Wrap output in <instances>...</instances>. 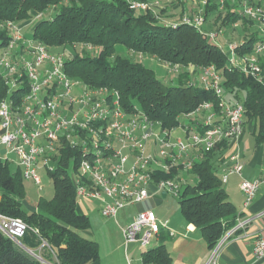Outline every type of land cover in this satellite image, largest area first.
Returning <instances> with one entry per match:
<instances>
[{
  "label": "trees",
  "instance_id": "obj_1",
  "mask_svg": "<svg viewBox=\"0 0 264 264\" xmlns=\"http://www.w3.org/2000/svg\"><path fill=\"white\" fill-rule=\"evenodd\" d=\"M178 1L173 13L158 10L155 16L150 11L131 10L126 0H0V17L19 23L42 14L43 20L34 25L32 37L51 49L70 47L76 51L66 60V73L71 79L91 89L117 92L126 111L139 110L167 131L179 128L180 117L195 112L204 103L212 104L213 111L220 115V98L213 90H206L200 79L191 78L214 67L222 76L227 100L245 108L244 128L247 122H253L258 142H264V82L239 68L229 69L227 52L208 42L197 29L168 25L193 12L188 3ZM223 14L210 0L206 29H225L240 19L236 6L227 4ZM252 26L249 21L243 23V32L250 34L237 49L240 58L253 54L260 41ZM83 46L97 50V56H83L86 50L77 51ZM145 56L159 64L178 65L176 84L167 85L158 79L143 65L141 59ZM191 66L195 67L193 74L189 72ZM228 147L229 141L223 140L210 152L201 153L188 173L175 169L155 176L156 181L181 174L195 179L194 184H183L179 205L186 222L200 231L210 250L236 225L235 206L219 174ZM79 163L80 152L66 145L56 172L49 174L54 197L41 198L36 211L26 212L22 208L26 194L21 169L12 173L9 165L0 162V213L30 227L19 242L0 230V264H43L31 252L44 244L56 254L58 264H99L98 243L81 235L90 221L77 211L72 176L77 174ZM160 237L159 246L143 252L145 264H172L164 243L167 236L161 232Z\"/></svg>",
  "mask_w": 264,
  "mask_h": 264
},
{
  "label": "built area",
  "instance_id": "obj_2",
  "mask_svg": "<svg viewBox=\"0 0 264 264\" xmlns=\"http://www.w3.org/2000/svg\"><path fill=\"white\" fill-rule=\"evenodd\" d=\"M126 1L131 10L150 11L155 16L158 10H175L179 6L177 0L175 8L172 3ZM180 1L188 3L193 12L168 25L197 29L208 42L227 52L229 69L239 68L258 82H264L261 63L264 0H214L223 15L227 4L237 7L240 19L232 23L233 29H242L246 20L253 24V32L259 35L260 41L253 54L242 58L237 49L244 40L223 44L220 38L225 34L224 29H206V8L210 0ZM42 20L43 15L37 14L30 23ZM30 23L20 26L0 17V32L9 33L3 42L0 41V147L7 155L15 157L25 180L40 185L37 170L43 168L49 174L56 172L67 145L80 152L78 172L72 176L77 199L99 202L101 215L115 219L120 210L141 204L153 196H162V193L178 199L186 183L182 174L175 179L156 181L157 174H170L175 169L188 173L201 153L210 152L223 140H240L245 108L241 103L227 100L222 76L214 67L203 69L200 80L206 90H213L220 98V115L213 111L212 104L204 103L195 112L185 115L191 120L189 126L180 125L176 130L167 131L139 110L126 111L117 92L106 88L91 89L71 79L66 73L63 55H55L42 42L23 35ZM162 65L169 74L180 73L178 65ZM194 71L195 67H189L191 74ZM200 114H204L202 118ZM177 130L184 132V137L172 139ZM151 140L159 147L156 155L149 145ZM233 160L236 164L222 176L223 184L230 174L242 175L239 157L235 156ZM53 163L57 164L56 168ZM261 185L262 180H243L240 189L246 206L256 198ZM247 224V221L240 222L237 229H243ZM164 227L166 225L161 224L153 211L140 213L123 229L126 248L136 245L149 250L153 240L159 241ZM0 230L19 242L30 227L22 220L0 213ZM228 237L219 242L209 264H216L215 256ZM254 254L257 259H264V237L256 240Z\"/></svg>",
  "mask_w": 264,
  "mask_h": 264
},
{
  "label": "crops",
  "instance_id": "obj_3",
  "mask_svg": "<svg viewBox=\"0 0 264 264\" xmlns=\"http://www.w3.org/2000/svg\"><path fill=\"white\" fill-rule=\"evenodd\" d=\"M36 15L37 14L34 15L32 20L35 19ZM30 22L31 20L24 23V25ZM36 23L38 22L34 21L30 23L27 28H33L34 30V25ZM8 35V32L1 31L0 41L3 42ZM261 63L264 65V54L261 56ZM162 67L169 74L168 70L163 65ZM177 137H184V132L180 130L175 131L172 135V139ZM0 150L2 153L0 156V162L7 165L13 164L18 170V166L15 163V157L13 155H7L2 147H0ZM192 153H197V151ZM235 156L239 157L238 161L243 166L242 175H228L227 181L223 185L228 193L229 201L235 206L236 225L227 233L226 237H229L217 252V255L215 256V263L264 264V259H257L254 254L256 240L259 237H264V142H258L253 122L246 123L243 134L238 142H229V147L221 158L219 166V174L221 176L226 175L227 170L231 169L236 164V161L233 160V157ZM182 176L184 177L183 174ZM243 180H262V185L256 195V198L247 206L245 205V197L240 189V185ZM156 197L157 196H153L141 204L131 205L120 210L115 219H118L124 211L122 216L131 222L132 219L140 213L152 211L149 209L151 206L150 201H153ZM1 198L2 193L0 192V200ZM93 201L95 200L80 199V203L77 204L78 213L86 216L89 215L91 219L97 217V212H99L100 209L93 205ZM36 210L37 207L36 209H33V211ZM244 221H247L248 224L243 229L237 230L238 223ZM161 224L166 225V227L162 230V233L167 236L164 243L167 251L171 255L172 264L210 263L218 245L214 250H210L200 231L197 230L194 225L188 224L182 213L172 214L166 222H161ZM158 242L159 245L162 243L161 237ZM129 247L126 248L125 246V259L128 261V264H131L130 257L134 256V252L130 256L128 253ZM35 254L40 256L43 260V264H58L56 254L47 244H44L41 248L37 249ZM110 256L113 260H118L119 263L120 260L123 259L120 258L121 256L116 253V251L109 253V257ZM139 263L145 264L142 256ZM99 264H101V258Z\"/></svg>",
  "mask_w": 264,
  "mask_h": 264
},
{
  "label": "rangeland",
  "instance_id": "obj_4",
  "mask_svg": "<svg viewBox=\"0 0 264 264\" xmlns=\"http://www.w3.org/2000/svg\"><path fill=\"white\" fill-rule=\"evenodd\" d=\"M150 3H161L162 5L166 3H172L173 8L175 6L177 7V4L179 1L177 0L176 3L174 0H148ZM175 3V4H174ZM174 10L172 11V13ZM52 13V12H51ZM26 22H19L20 26H23ZM224 36L220 38V41L225 43H231V44H237L244 40V38L249 37L248 35L250 33L243 32L242 29H233L231 26L224 29ZM33 34V28H27L23 31V35L27 38H30ZM52 53L55 55H63L64 60H68L72 54H74L76 51L73 48L67 47V48H52ZM79 50V51H78ZM81 50H86V55L90 56H97L98 51L97 50H91L88 46L78 47L77 51L80 52ZM77 52V53H78ZM143 65L151 69L156 77L166 83L167 85H175L177 82V74L169 75L162 67L161 64L158 63V60H154V58L150 56H145L142 59ZM200 74L191 77L192 80L197 81V79H201ZM207 114V113H206ZM204 114H200L199 117L202 118ZM180 123L183 126H189L191 123L190 118L188 116H181L180 117ZM159 132V130H158ZM149 145H151V150L154 155H156L159 151V147L155 146L153 144V141L151 140L149 142ZM150 151V149H149ZM2 155L0 150V156ZM52 166L54 168L57 167L56 163H53ZM9 168L12 173H15L17 170V167L13 164L9 165ZM38 176L41 179L40 185H36L31 180H23V186L25 189L26 199L23 203V210L26 212H32L33 209H36L39 200L41 198L46 200H51L54 197L55 191H54V183L52 177L49 175L47 170L45 169H39L37 170ZM184 179L186 182H189L190 184L195 183V179L193 177H189L187 174H184ZM151 206L149 207L150 210L153 211V213L157 216V218L161 222H166V220L174 213L181 214V209L179 205V200L175 197H173L171 194L166 199H159L156 197L153 201H150ZM80 203V200H78V204ZM100 203L97 201H93V205L96 208L100 209ZM124 211L121 213V215L118 217V219H107L104 218L101 215V211L97 212V217L91 219L89 215V221L90 225L89 228L81 232V235L87 239H90L92 241H95L99 245V254L101 258V264H128V261L125 259V241L122 236V229H125L128 227V225L132 222L130 220H127L125 217L122 216ZM134 219V218H133ZM132 219V220H133ZM159 245V242L157 240H153L151 242V245L149 249L157 247ZM116 251L121 257L123 258L120 260V263L118 260L116 261L112 259V257H109V253ZM146 250L136 246V245H130L128 253L131 254L134 252V256L130 257L131 264H138L140 261V258ZM140 264V263H139Z\"/></svg>",
  "mask_w": 264,
  "mask_h": 264
},
{
  "label": "water",
  "instance_id": "obj_5",
  "mask_svg": "<svg viewBox=\"0 0 264 264\" xmlns=\"http://www.w3.org/2000/svg\"><path fill=\"white\" fill-rule=\"evenodd\" d=\"M162 198H166V193H162ZM238 230V229H237ZM35 257H37L40 261H42L43 262V260L39 257V256H37L34 252H31Z\"/></svg>",
  "mask_w": 264,
  "mask_h": 264
}]
</instances>
